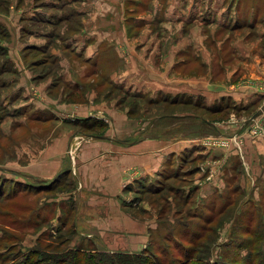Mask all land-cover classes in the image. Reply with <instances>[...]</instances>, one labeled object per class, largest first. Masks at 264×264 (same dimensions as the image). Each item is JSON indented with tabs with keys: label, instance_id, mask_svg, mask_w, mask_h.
<instances>
[{
	"label": "crops",
	"instance_id": "1",
	"mask_svg": "<svg viewBox=\"0 0 264 264\" xmlns=\"http://www.w3.org/2000/svg\"><path fill=\"white\" fill-rule=\"evenodd\" d=\"M238 1L208 0L206 12H202L201 0H0L1 138L19 133L26 119L34 124H55H50L54 131L47 137L51 139L41 150V157L32 156L30 164H1L0 176L18 181L33 179L37 184L60 181L63 171L58 167L66 163L63 170L72 180L76 195L81 199L87 194L85 205L91 211L89 217H93L86 223L84 235L114 240L113 245L105 242L108 251L143 249L152 223L123 209L122 190L125 184L135 187L143 180L152 183L163 168L162 159L170 153L168 147L155 149L158 144L147 136L133 139L127 148L113 140H96L91 144L84 141L75 151L67 152L58 149V138L77 135L65 123L86 117L103 118L108 123L109 138L127 130V118L122 113L125 103L116 102L120 96L114 100L116 91L146 99L148 107L184 94L213 105L224 98H230L236 107L262 103L264 90L260 87L232 90L223 86L236 78L235 71L241 77L264 79V0ZM204 13L208 15L202 16ZM191 20L213 24V29L225 32L224 37L213 38V59L217 57L213 90L196 85L201 82L187 84L185 76L180 77V72L172 68L185 60L187 43L196 54L202 45L200 36L189 40L179 36ZM150 27L162 34H148ZM249 29H256L255 34L247 36ZM241 31L244 37H239ZM32 51L42 56L28 58L27 53ZM219 56L225 57L224 68ZM108 87L110 90L104 91ZM108 93L110 98L106 97ZM61 120L66 128L59 134ZM138 122L133 123L132 118L130 127L140 128ZM133 133L136 129L129 135L133 137ZM190 142L176 141L172 152L189 150ZM243 145L242 158L237 156L240 162L247 171L263 174L264 141L245 136ZM202 148H191L189 155L208 153L206 159L213 160L209 162L212 168L220 167L230 154L218 146L212 151ZM199 179L200 190L213 189V183L204 186L209 184L208 178L202 182L199 174Z\"/></svg>",
	"mask_w": 264,
	"mask_h": 264
},
{
	"label": "rangeland",
	"instance_id": "2",
	"mask_svg": "<svg viewBox=\"0 0 264 264\" xmlns=\"http://www.w3.org/2000/svg\"><path fill=\"white\" fill-rule=\"evenodd\" d=\"M206 1L200 2L202 12L207 9ZM9 5L12 6L11 3ZM150 30L148 34H162L156 27H150ZM255 32L256 29H249L246 34L249 36ZM238 34L239 37L245 36L242 31ZM170 35L174 38L171 30ZM179 36L187 40L200 36L202 45L196 54L191 44L187 43L185 60L173 64L172 68L180 72V77L185 76L187 84L201 82L196 85L213 90V68L217 70V57L213 59V38H222L225 32L213 29V24L191 20L184 24ZM27 54L30 59L42 56L33 51ZM219 59L221 68H224L225 57L219 56ZM242 69L239 65V70ZM233 76L236 77L234 80L223 84L227 89L254 86L264 90V79L241 77L236 71ZM108 89L110 87L104 91ZM184 95L188 98H167L148 107L146 99L128 97L116 91L114 100L120 96V101L116 102L125 103L122 113L127 118V130L109 138L108 123L103 118L86 117L84 125H80L81 122L78 124V120H67L65 125L77 135L58 138V149L75 151L82 142L91 144L89 142L96 140H113L127 148L133 139L136 141L152 136L150 138L158 144L155 149L164 150L162 148L166 146L170 152L162 159L163 168L156 172L152 183L146 184L143 180L135 183V187L125 184L121 202L123 209L131 216L152 223L151 228H148L147 244L143 248L147 256L160 255L159 249L164 248L175 259L189 246H193L198 247L199 264H264V173L247 171V167L237 157L242 158L244 154L245 136L264 141L262 135L252 132L253 124L264 123V108L250 119L251 114L264 105V99L253 107L238 106L234 109L233 101L224 98L228 100H222L220 111H213L202 106H213L203 98ZM106 97L110 98L111 95L108 93ZM195 101L200 103L194 104ZM132 118L133 123L139 121L137 125L140 128L130 127ZM93 120L101 121L102 125L89 127L87 123ZM50 124L55 125L53 121L34 124L26 119L23 127H16L15 130L20 128L19 133L12 138H1L0 134V165L30 164L32 156L41 157V150L51 139L47 137L54 131ZM63 128L66 127L64 120H61L57 128L59 134ZM134 129L137 133L131 137L129 133ZM194 136L197 138H187ZM203 136L210 140V145L201 142V139H205ZM180 140L193 141L190 142L192 149L172 152L175 142ZM199 146L209 151L213 150V146H218L230 154L221 161L220 167L212 168L209 162L213 160L206 159L208 153L189 155L190 149ZM22 149L24 153H21ZM65 165L63 163L58 167L63 172L62 177H59L61 180L55 182L48 180L37 184L33 179L18 181L0 176V264H26V261L27 264L29 261L30 264H70L66 259L74 248L79 250V255L75 257L78 260L81 250H90L94 256L100 257L93 252L106 250L105 242L114 244V240H99L84 235L86 223L93 218L89 217L91 211L85 205L87 194L81 199L79 194L76 195L72 180L63 170ZM199 174L203 178L202 182L208 178L206 182L209 184H204L205 187L213 183L212 190H200ZM58 255L66 257L59 259Z\"/></svg>",
	"mask_w": 264,
	"mask_h": 264
},
{
	"label": "trees",
	"instance_id": "3",
	"mask_svg": "<svg viewBox=\"0 0 264 264\" xmlns=\"http://www.w3.org/2000/svg\"><path fill=\"white\" fill-rule=\"evenodd\" d=\"M182 97L188 98V96L185 97V95H177V96L172 97L171 99L174 100L175 98H182ZM222 100L227 101L228 99H222ZM222 100L218 102L217 104L210 106V107L204 106L203 104L202 106L205 109H209L213 111H220L219 109H221ZM193 103L197 104L200 102L195 101ZM224 105L226 106V104ZM232 106L234 109L238 108V106L237 107L234 105ZM83 121L84 119L78 121V124H80L81 122L80 125H84L85 123ZM87 124L88 126L89 125L99 126V125H102V122L99 120H93V122L89 121ZM192 247L193 246H189L185 252L180 254V257L175 258V259L172 258V255L170 254V252L168 254V252L164 248L159 249L160 255L158 254H156L155 256L151 255L152 257L147 256L148 253L144 249L138 252L106 251V250H98V251L93 252V253H96L97 255H101L100 257L94 256V254H92L90 250L80 249L81 258L79 257L78 260H76L75 257L79 255V250L78 248H74L71 251L69 258L66 259V261L69 262L70 264H199L201 263V261L199 260V257L197 255V253L199 252L198 247L197 248L196 247L192 248ZM71 255H73L72 257L73 259L70 260ZM168 255L171 256V259L169 258ZM63 257H66V256L58 255L59 259ZM59 261L61 263V260ZM30 263L31 262L29 261V264ZM26 264H27V261H26Z\"/></svg>",
	"mask_w": 264,
	"mask_h": 264
},
{
	"label": "built area",
	"instance_id": "4",
	"mask_svg": "<svg viewBox=\"0 0 264 264\" xmlns=\"http://www.w3.org/2000/svg\"><path fill=\"white\" fill-rule=\"evenodd\" d=\"M252 132L257 135H262L264 137V123H255L252 125ZM201 142L206 145H210V140L207 137H202Z\"/></svg>",
	"mask_w": 264,
	"mask_h": 264
},
{
	"label": "water",
	"instance_id": "5",
	"mask_svg": "<svg viewBox=\"0 0 264 264\" xmlns=\"http://www.w3.org/2000/svg\"><path fill=\"white\" fill-rule=\"evenodd\" d=\"M264 108V105H262L258 110H256L255 112H253L250 116V119L256 117L259 113H261V110Z\"/></svg>",
	"mask_w": 264,
	"mask_h": 264
}]
</instances>
